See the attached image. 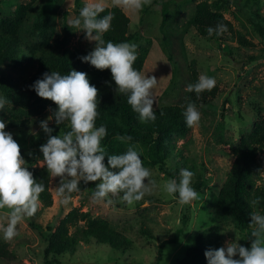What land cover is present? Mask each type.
<instances>
[{
  "label": "rangeland",
  "instance_id": "374dc122",
  "mask_svg": "<svg viewBox=\"0 0 264 264\" xmlns=\"http://www.w3.org/2000/svg\"><path fill=\"white\" fill-rule=\"evenodd\" d=\"M200 1L151 0L150 5L140 10L122 7L131 17L130 31L137 35L129 42L137 46L136 54L143 47L149 48L143 75L157 78L152 89L153 106L182 103L188 93L186 87L192 83L191 66L194 61L200 75L214 78L221 88L211 103L197 107L200 120L187 135L174 134L172 137L175 151L181 149L184 157L173 156L181 162L180 170L188 169L193 173L196 170L206 181L197 187L198 176L194 174L192 177L191 187L200 199L181 205L178 194H166L162 185L171 176L160 165L147 160L149 156L142 144L128 143L126 147L135 146L143 166L150 170L152 179L157 182L151 194H146L133 205L109 196L113 203L108 204L107 200L93 201L94 187H79V191L70 194L69 203L63 204L57 191L59 178L51 177L54 203L44 206L39 199L40 207L35 215L21 220L17 225L18 234L6 241L12 255L0 258V264H175L187 255L198 235L212 227L222 232L224 247L228 242L251 247L250 235H244L231 216L219 208L215 195L220 192L235 161L233 142L250 132L257 120L264 117V33L254 23V20H259L264 25V0H209L222 5L225 16L234 24L233 31L216 37L200 35L193 24ZM88 2L0 0V29L5 19L17 16L25 5L26 20L20 34L30 45L37 47L47 36L51 40H62L67 30L64 29V21L79 17ZM104 3L113 5L112 0H104ZM67 31L71 33L68 44L71 48L90 52L95 47L96 42L87 40L84 30L72 28ZM239 33L253 41L252 45L242 43ZM36 68L34 60L3 65L4 70L21 79L30 76ZM0 97H3L1 88ZM44 120H48L49 127L53 129L52 135H62L70 128L68 121V127L57 125L48 108L39 116L33 115L25 126L9 131L20 145L26 167H41L43 163L40 146L48 139L40 124ZM74 207L90 210L107 219L134 240V247L120 253L107 245L83 242L76 252L65 253L60 261L50 263L46 255L48 226L55 231L60 220ZM9 211L0 209V224L6 226ZM185 215L190 216L188 223L184 222ZM143 221L152 228L154 236L144 233ZM0 237L3 239L2 232Z\"/></svg>",
  "mask_w": 264,
  "mask_h": 264
},
{
  "label": "trees",
  "instance_id": "16d2710c",
  "mask_svg": "<svg viewBox=\"0 0 264 264\" xmlns=\"http://www.w3.org/2000/svg\"><path fill=\"white\" fill-rule=\"evenodd\" d=\"M105 5V11L100 13L98 18L108 13L113 14L110 29L103 34L105 43L108 41L114 44L129 43L135 40L137 35L130 31L129 14L122 7ZM26 9L27 6L23 5L17 16L2 22L0 29V88L3 97L8 100L5 108L0 110V120L6 122L5 131L9 132L15 127L25 126L33 115L39 116L45 109L50 108L52 113L57 110L58 106L53 101L39 97L31 87L36 80L43 79L44 73L50 74L55 71L66 75L73 69L82 71L87 73L90 84L98 89L99 115L95 126L104 125L107 129V135L101 141V146L106 153L119 155L126 152L128 143L142 144L146 149L147 157L149 156L147 160L153 165H160L171 179L179 181L181 162L173 156L177 154L181 158L184 157H182L181 149L175 151L176 145L172 137L174 134L185 137L193 128L186 125L183 111L188 102H193L196 108L211 103L221 92L220 86L216 84L211 91H204L199 97L194 91L188 92L180 104L153 106L155 121L142 123L139 114L127 103V96L116 93V85L110 69L98 70L90 63L83 62L80 57L89 52L81 48H71L68 45L71 33L67 30H72L68 26V21H64V29L67 30L62 40H51V37L47 36L37 47L30 45L20 34L26 20ZM254 23L264 33V25L259 20H254ZM193 24L202 36H209L207 28H215L217 24L226 25L227 31L234 30V24L225 16L222 5L209 0H202L197 4ZM211 36L218 35L214 32ZM239 39L246 46L253 43L242 33H239ZM148 53L149 48L143 47L133 65L142 75ZM27 60L36 61L37 68L30 76L23 77L25 79L3 69V65L10 62L23 64ZM191 68V84H195L200 76L195 61ZM61 126L68 127L69 124L64 121ZM69 130L70 128L67 131ZM118 135L131 136L132 140L121 142L116 139ZM232 148L235 161L220 192L215 195V201L224 213L231 216L236 227L244 235H250V212L256 211L264 215V117L257 120L250 132L242 135L238 141H234ZM105 164H107V156H105ZM27 168L33 173L37 183L45 186V191L40 194L39 199L44 206H51L54 203L50 187L52 176L47 168ZM194 174L198 176L197 187L206 183L200 172L194 170ZM79 187L95 188V182H89L87 185L81 182ZM122 196L121 192L112 197L120 199ZM253 201L257 203L253 204ZM189 219L190 216L185 215L184 222L188 223ZM145 224L143 221L144 233L154 236L152 228ZM73 227L75 230H72ZM52 230L53 227L49 225L46 255L50 263L60 261L65 253L76 252L83 242L107 245L120 253L132 249L135 243L131 237L118 230L107 219L79 207L72 208L60 220L57 229ZM223 245V234L217 227L204 230L189 247L187 255L175 264H208L205 251L224 247ZM11 253L8 242L0 237V258H10Z\"/></svg>",
  "mask_w": 264,
  "mask_h": 264
},
{
  "label": "clouds",
  "instance_id": "9594fccd",
  "mask_svg": "<svg viewBox=\"0 0 264 264\" xmlns=\"http://www.w3.org/2000/svg\"><path fill=\"white\" fill-rule=\"evenodd\" d=\"M112 4L140 10L150 5L151 0H112ZM105 7L104 0H89L81 9L79 17L69 21L70 28L84 30L85 38L96 42L93 50L80 59L98 70L110 69L116 93L127 96V103L139 114L141 122L155 121L152 89L157 84V78L142 75L133 67L137 59V46L134 43H105L103 34L110 29L113 19L112 13L98 18ZM226 31L227 26L224 24L207 28L209 36L214 32L219 36ZM215 85L214 78L201 74L195 84L187 85L186 91H194L199 97L202 92L211 91ZM31 87L39 97L49 99L58 106L53 113L57 125L64 121L70 124V130L66 133L52 135L53 129L49 127L48 120L40 122L41 128L48 134L47 142L40 146L43 153L41 167H46L53 178H59L57 191L61 203H69L70 194L79 191L81 182L85 185L96 182L92 192L93 201L107 200L108 204L113 203L108 198L110 194L116 196L122 192L121 202L133 205L153 192L157 182L152 179L150 170L143 166L141 155L134 145L119 155H108L101 146L107 129L104 125L95 126L99 115L98 89L90 84L87 73L74 69L66 75L55 71L44 73L43 79L36 80ZM7 103V98L0 97V110ZM183 116L188 127L200 120V113L193 102L187 103ZM5 128L6 122L0 120V209L10 210L6 226L0 224V232L5 241H10L18 234V223L26 217H33L38 211L39 197L45 191V186L37 183L33 173L25 166L20 145ZM116 139L128 142L132 137L118 135ZM193 175L188 169H181L179 181L167 180L162 185L163 191L169 196L178 194L181 205L200 199L191 187ZM255 203L257 201H253ZM250 216L251 247L228 242L226 247L206 250L208 264H264V215L252 211ZM237 256L239 258H235Z\"/></svg>",
  "mask_w": 264,
  "mask_h": 264
}]
</instances>
